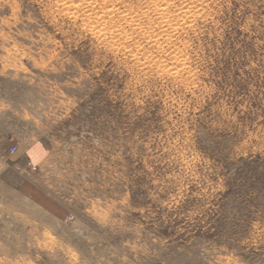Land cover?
I'll return each mask as SVG.
<instances>
[{"label": "rangeland", "instance_id": "obj_1", "mask_svg": "<svg viewBox=\"0 0 264 264\" xmlns=\"http://www.w3.org/2000/svg\"><path fill=\"white\" fill-rule=\"evenodd\" d=\"M152 1L0 0V264H264V0Z\"/></svg>", "mask_w": 264, "mask_h": 264}, {"label": "bare ground", "instance_id": "obj_2", "mask_svg": "<svg viewBox=\"0 0 264 264\" xmlns=\"http://www.w3.org/2000/svg\"><path fill=\"white\" fill-rule=\"evenodd\" d=\"M154 1V0H153ZM152 1V2H153ZM150 2V1H149ZM162 2V1H161ZM157 3H159V2H157ZM153 4V3H152ZM160 5V4H159ZM148 6V5H147ZM156 6V5H155ZM154 6V7H155ZM158 6V5H157ZM165 6V5H164ZM158 9L157 10H159V7H157ZM165 8V7H164ZM162 10V9H161ZM165 10V9H164ZM168 12V11H167ZM174 12V11H173ZM171 13V12H170ZM197 13V12H196ZM160 14V13H159ZM177 14V13H176ZM181 14V13H180ZM184 14H185V12H184ZM188 16V15H187ZM182 17H184V16H182ZM127 18V17H126ZM129 18V17H128ZM167 18V17H166ZM189 18V17H188ZM163 19H165L164 17H163ZM170 19V18H169ZM168 19V20H169ZM174 19V18H173ZM176 19V18H175ZM128 20V19H127ZM167 20V22L169 23V21ZM186 21V20H185ZM193 21V20H192ZM162 23H163V21H162ZM174 23H176V22H174ZM193 23V22H192ZM191 24V23H190ZM131 25V24H130ZM173 25V24H172ZM176 25H177V23H176ZM182 26V25H181ZM173 27V26H172ZM104 29V28H103ZM175 31H176V29H174ZM169 31V30H168ZM95 32H98L99 34L101 33V30L98 28V29H96V31ZM163 32V31H162ZM159 33H161V32H159ZM165 33V32H164ZM169 34V33H168ZM160 35V34H159ZM173 36V35H172ZM130 66V65H129ZM132 86H134V85H132Z\"/></svg>", "mask_w": 264, "mask_h": 264}, {"label": "crops", "instance_id": "obj_3", "mask_svg": "<svg viewBox=\"0 0 264 264\" xmlns=\"http://www.w3.org/2000/svg\"><path fill=\"white\" fill-rule=\"evenodd\" d=\"M14 152V151H13Z\"/></svg>", "mask_w": 264, "mask_h": 264}]
</instances>
